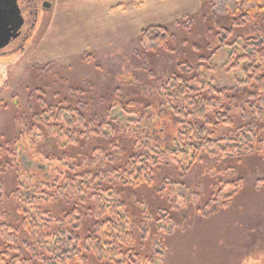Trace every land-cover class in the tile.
I'll return each mask as SVG.
<instances>
[{
	"label": "rangeland",
	"instance_id": "374dc122",
	"mask_svg": "<svg viewBox=\"0 0 264 264\" xmlns=\"http://www.w3.org/2000/svg\"><path fill=\"white\" fill-rule=\"evenodd\" d=\"M210 1L17 0L25 24L15 41L0 49V197L13 226L21 222L15 201L9 198L17 184L23 189L29 182L32 189L53 185L63 166L57 162L47 164L42 159L74 154L48 146L42 138L33 142L23 132L31 128L23 129L21 123L32 122L30 114L38 103L54 106L66 100L94 114L107 105L114 90L123 94L136 92L146 100L155 91L156 78L166 80L180 61L194 67H208L209 63L215 72L208 70L207 76L214 79L216 87H234L226 72L227 53L213 24ZM44 4L50 7L46 9ZM185 17L192 20L190 32L184 27ZM220 24L228 27L227 22ZM152 25L167 27L176 40L171 53L160 51L146 59L155 78L143 69L145 58L141 56L137 35ZM26 32L28 37L22 42ZM110 34H122V40L110 42ZM257 34L264 37V13L256 25L235 31L233 37ZM86 54L91 58L85 59ZM50 64L49 73L37 71ZM80 89L88 90L89 100ZM243 101L237 100V107L233 108L236 115L244 113ZM21 115L24 121L20 120ZM134 120L126 117L121 126L130 132L151 134L150 116L141 120L139 127ZM245 123H254L264 131V116L247 114ZM150 136L153 135H146L143 143ZM261 140L264 141V135ZM110 141L100 140L109 149L113 162H117L119 155L112 150ZM117 141L122 144L124 155L126 148L134 144L129 136ZM260 148L250 151L246 164L240 168L234 162L228 164L224 158L211 156L202 168L183 172L177 162L170 160L167 166H161L156 183L150 188L127 190L114 182L104 187L105 197L111 194L106 192L111 188L118 190L127 203L143 264H264V143ZM13 149L18 153L17 161L10 154ZM224 173L228 182L240 177V183L213 191L211 185L217 184V178ZM167 180L172 187L163 192L162 184ZM30 193L31 190L26 192L28 196ZM86 201L89 205L90 200ZM66 202L55 201L49 209L68 211L71 207ZM217 204V212L211 213L210 208ZM143 228L147 229L146 234ZM143 233L147 236L144 246L140 242ZM25 236L21 230V239ZM159 245L163 249L156 252ZM89 264L100 263L91 256Z\"/></svg>",
	"mask_w": 264,
	"mask_h": 264
},
{
	"label": "trees",
	"instance_id": "16d2710c",
	"mask_svg": "<svg viewBox=\"0 0 264 264\" xmlns=\"http://www.w3.org/2000/svg\"><path fill=\"white\" fill-rule=\"evenodd\" d=\"M210 6L213 24L222 36V47L227 53L226 72L234 87H216L214 79L207 76L208 70H215L209 63L208 67H194L180 61L166 80L156 78L155 91L149 99H142L136 92L123 94L114 90L112 99L94 114L66 100L54 106L38 103L30 114L32 122L21 123L23 129L31 128L23 132L33 142L42 138L48 146L65 152L71 150L74 154L62 158L40 156L47 164L57 162L63 166L56 185L32 189L29 182L23 189L17 184L9 197L15 201L21 220L17 226L8 220L0 197V264H89L91 256L100 264H143L127 203L118 190L111 191V188L106 191L111 194L105 197L104 187L114 182L127 190L150 188L156 183V173L170 160L177 162L183 172L202 168L211 156L224 158L228 164L234 162L240 168L246 164L250 151L261 149L264 131L254 123L246 124L245 116H264V37L259 34L249 38L233 36L235 31L257 24L258 17L264 13V0H211ZM222 21L228 27H223ZM192 26L191 18L185 17L186 31L190 32ZM138 42L141 56L145 58L143 69L155 78L146 59L160 51L171 53L175 37L167 27L152 25L141 30ZM90 58L86 54L85 59ZM51 67L46 65L37 71L49 73ZM80 92L89 93L82 89ZM86 96L89 100V95ZM238 99H243L245 105L241 116L233 112ZM18 106L13 105L16 109ZM148 116L152 120L151 134L130 132L121 126L127 117L135 119L139 127L141 120ZM146 135L153 136L143 143ZM122 136L134 140L125 155L122 144L117 141ZM100 140H111L112 150L119 155L117 162H113L109 149ZM9 151L17 161L16 150ZM217 179V184L211 185L213 191L241 180L238 177L230 183L225 173ZM168 181L162 184L163 192L172 187ZM28 190L32 191L29 196ZM61 200L67 201L70 210L49 209L52 203ZM218 208V204L213 205L209 211L216 213ZM146 228H143L145 234ZM21 230L26 234L24 240ZM144 233L140 237L143 246L147 238ZM162 249L159 245L156 252Z\"/></svg>",
	"mask_w": 264,
	"mask_h": 264
},
{
	"label": "water",
	"instance_id": "95a60500",
	"mask_svg": "<svg viewBox=\"0 0 264 264\" xmlns=\"http://www.w3.org/2000/svg\"><path fill=\"white\" fill-rule=\"evenodd\" d=\"M2 4H7L6 6L8 9H2ZM43 7L47 9L50 5L44 4ZM7 14L13 22L9 26L0 29V49L8 46L11 41L19 35L20 29L23 25V19L17 6V0H0V27L5 15Z\"/></svg>",
	"mask_w": 264,
	"mask_h": 264
},
{
	"label": "flooded vegetation",
	"instance_id": "af4514ba",
	"mask_svg": "<svg viewBox=\"0 0 264 264\" xmlns=\"http://www.w3.org/2000/svg\"><path fill=\"white\" fill-rule=\"evenodd\" d=\"M6 5H7V4H6ZM6 5H5V4H2V5H1V8L4 9V10H5V9H8V7H7ZM4 6H5L6 8H5ZM20 12H21V10H20ZM29 14L32 15V14H33V11H29ZM21 16H22V13H21ZM22 19H23V16H22ZM12 22H13V20L10 19V18L8 17V14L5 15V17H4L3 21H2V25H1L0 29L9 26ZM24 24H25V20L23 19V25H22V27L24 26ZM22 27H21V29H22ZM21 29H20V31H21ZM19 33H20V32H19ZM27 37H28V32H26V33L24 34V36H23V38H22V42H24V41L26 40ZM16 38H17V37H15L11 42L15 41ZM8 46H9V45H8ZM6 47H7V46H6Z\"/></svg>",
	"mask_w": 264,
	"mask_h": 264
},
{
	"label": "crops",
	"instance_id": "0c3cea01",
	"mask_svg": "<svg viewBox=\"0 0 264 264\" xmlns=\"http://www.w3.org/2000/svg\"><path fill=\"white\" fill-rule=\"evenodd\" d=\"M109 9H110V8H109ZM109 9H108V11H109ZM139 33H140V32H139ZM139 33H138L137 35H139ZM116 36H117V37H116ZM116 36H114L113 34L108 35L109 38H112V37H113V38L110 39L109 41H110V42H115V41H118V40H122V34H121V35H116ZM131 37L135 39V38H136V35L133 34ZM126 40H128V39H126Z\"/></svg>",
	"mask_w": 264,
	"mask_h": 264
}]
</instances>
